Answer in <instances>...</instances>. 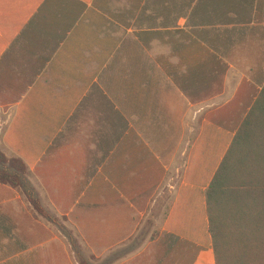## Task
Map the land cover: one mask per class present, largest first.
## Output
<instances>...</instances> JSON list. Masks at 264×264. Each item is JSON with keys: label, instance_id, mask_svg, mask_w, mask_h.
Instances as JSON below:
<instances>
[{"label": "crops", "instance_id": "0c3cea01", "mask_svg": "<svg viewBox=\"0 0 264 264\" xmlns=\"http://www.w3.org/2000/svg\"><path fill=\"white\" fill-rule=\"evenodd\" d=\"M211 1L0 0V150L36 161L62 217L116 225L104 236L117 247L161 225L193 264H216L205 192L225 154L212 171L215 146L188 123L205 99L191 102L163 68L183 77L189 62L150 49L187 36ZM247 1L260 15L264 0Z\"/></svg>", "mask_w": 264, "mask_h": 264}, {"label": "rangeland", "instance_id": "374dc122", "mask_svg": "<svg viewBox=\"0 0 264 264\" xmlns=\"http://www.w3.org/2000/svg\"><path fill=\"white\" fill-rule=\"evenodd\" d=\"M201 9L200 15L190 17L187 36L175 32L172 44L161 37L150 50L189 62L188 74L183 77L175 68L167 70V63L163 68L174 74L172 87H183L191 102L197 97L205 99L199 112L190 107L188 123L203 125L205 146H215L210 163L213 171L264 87V7L256 16L247 0H219L215 7L211 1ZM234 12L237 18L232 16ZM245 23L255 26L243 28ZM234 25L235 29L230 28ZM142 54L148 51L142 49ZM177 113L173 112V123ZM194 128L190 125V135ZM23 162L28 180L51 219L41 216L21 190L0 184V264H129L134 260L137 264H193V249L160 237L161 225H141L139 239L117 247L115 240H105L104 236L115 234L116 225L78 223L75 214L70 219L62 217L56 211V193L45 190L29 171L36 161Z\"/></svg>", "mask_w": 264, "mask_h": 264}, {"label": "trees", "instance_id": "16d2710c", "mask_svg": "<svg viewBox=\"0 0 264 264\" xmlns=\"http://www.w3.org/2000/svg\"><path fill=\"white\" fill-rule=\"evenodd\" d=\"M28 174L23 160L8 159L0 153V184L21 190L41 216L51 219ZM205 197L215 263L264 264V87L235 134Z\"/></svg>", "mask_w": 264, "mask_h": 264}]
</instances>
